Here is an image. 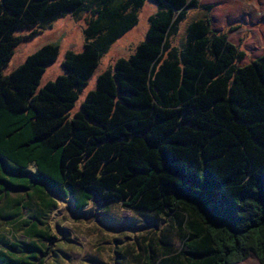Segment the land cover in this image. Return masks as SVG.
Returning <instances> with one entry per match:
<instances>
[{"label":"trees","instance_id":"obj_1","mask_svg":"<svg viewBox=\"0 0 264 264\" xmlns=\"http://www.w3.org/2000/svg\"><path fill=\"white\" fill-rule=\"evenodd\" d=\"M147 1L157 9L145 38L97 76L75 109ZM193 8L206 15L176 45ZM212 8L199 0H0V218L26 237L0 235V264L59 256L48 250L58 197L79 209L92 198L119 201L161 219L142 224L149 230L132 259L120 250L116 264H237L252 253L264 264V53L240 65L246 53L213 28ZM68 13L87 19L83 49L66 52L64 73L41 85L59 41L4 73L21 40Z\"/></svg>","mask_w":264,"mask_h":264},{"label":"rangeland","instance_id":"obj_2","mask_svg":"<svg viewBox=\"0 0 264 264\" xmlns=\"http://www.w3.org/2000/svg\"><path fill=\"white\" fill-rule=\"evenodd\" d=\"M201 4L213 6L209 16L212 18L214 29L228 34L231 42L246 53L239 63L246 64L264 53V0H199ZM157 9L152 1H147L139 11L138 24L116 40L101 58L100 64L88 80L87 86L80 94L75 109L80 107L88 90L96 85L97 76L119 57H128L137 45L145 38L149 27V16ZM206 11L202 8H193L189 16L182 23L178 35L172 41L182 45L185 38V28L195 18L204 17ZM86 13L81 16L65 14L58 17L49 26L41 27L40 33L29 40H21L15 52L4 68V73H10L22 63L26 56L42 45L60 42V52L56 61L47 66L41 85L55 79L64 73L62 64L68 50L81 51L84 45V28L86 27ZM29 29L18 30L16 35L24 37ZM57 207L48 216L51 232L56 237L48 244L50 249L58 251L59 256L47 254L46 264H116L117 253L124 252L127 259H132V251L137 238L149 229L142 224L151 225L153 221L161 220L154 214H143L126 209L121 202L111 201L102 203L97 198L79 209L74 206L70 197H58ZM32 205L30 210L36 208ZM24 210L25 216L29 214ZM5 214V212L3 213ZM161 222V221H160ZM140 225V226H137ZM145 227V226H144ZM139 231H138V230ZM142 229V230H141ZM10 239L17 235L18 240H26L23 230L16 229L15 224H7L0 218V235L6 234ZM126 247V250L124 249ZM134 264V263H131ZM237 264H261L258 257L252 253L243 262Z\"/></svg>","mask_w":264,"mask_h":264}]
</instances>
